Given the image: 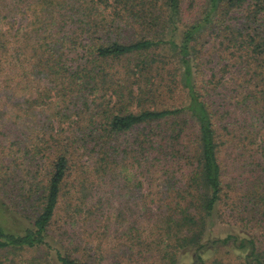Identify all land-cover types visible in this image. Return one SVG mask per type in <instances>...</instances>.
<instances>
[{
	"label": "trees",
	"instance_id": "trees-1",
	"mask_svg": "<svg viewBox=\"0 0 264 264\" xmlns=\"http://www.w3.org/2000/svg\"><path fill=\"white\" fill-rule=\"evenodd\" d=\"M0 124V264H264V0H0Z\"/></svg>",
	"mask_w": 264,
	"mask_h": 264
},
{
	"label": "rangeland",
	"instance_id": "rangeland-1",
	"mask_svg": "<svg viewBox=\"0 0 264 264\" xmlns=\"http://www.w3.org/2000/svg\"><path fill=\"white\" fill-rule=\"evenodd\" d=\"M2 127H3L2 124H0V129ZM1 141L2 144L0 145V159L4 158V155L1 153L2 150H4L6 154H8L9 151H13L12 145H8V143L4 144L3 143L5 142L4 137L0 135V143ZM2 146L4 147V149ZM242 227L243 226L238 221L236 226L234 227L217 224L213 229V236L223 238L226 235L232 234L235 235L238 238V240H240L242 238H246L247 235V233L244 231ZM248 251H249L248 248L241 250H233L232 248H227V249H223L218 253L213 252V250H209L206 253L207 254L206 257L212 261L216 259L219 260V258H221L222 261L225 262L224 264H240L241 261H239L238 258L242 259L248 253ZM180 260H181V264H190L189 255L186 254L183 255Z\"/></svg>",
	"mask_w": 264,
	"mask_h": 264
}]
</instances>
